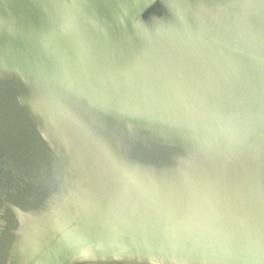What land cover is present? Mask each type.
<instances>
[{
    "label": "water",
    "instance_id": "obj_1",
    "mask_svg": "<svg viewBox=\"0 0 264 264\" xmlns=\"http://www.w3.org/2000/svg\"><path fill=\"white\" fill-rule=\"evenodd\" d=\"M0 264H264V0H0Z\"/></svg>",
    "mask_w": 264,
    "mask_h": 264
}]
</instances>
